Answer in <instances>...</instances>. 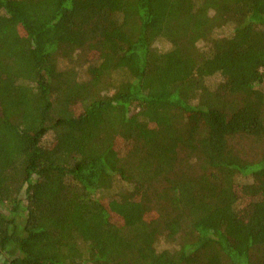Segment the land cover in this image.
Returning a JSON list of instances; mask_svg holds the SVG:
<instances>
[{
  "label": "trees",
  "instance_id": "16d2710c",
  "mask_svg": "<svg viewBox=\"0 0 264 264\" xmlns=\"http://www.w3.org/2000/svg\"><path fill=\"white\" fill-rule=\"evenodd\" d=\"M0 264H264V0H0Z\"/></svg>",
  "mask_w": 264,
  "mask_h": 264
},
{
  "label": "rangeland",
  "instance_id": "374dc122",
  "mask_svg": "<svg viewBox=\"0 0 264 264\" xmlns=\"http://www.w3.org/2000/svg\"><path fill=\"white\" fill-rule=\"evenodd\" d=\"M165 47H166V45H165ZM163 48V47H162ZM219 79L218 78H216V79H214V80H212V82H215V81H218Z\"/></svg>",
  "mask_w": 264,
  "mask_h": 264
}]
</instances>
